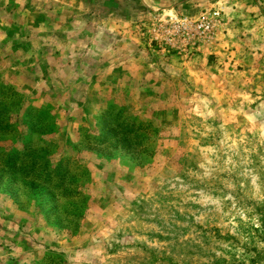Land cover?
<instances>
[{
	"label": "rangeland",
	"instance_id": "rangeland-1",
	"mask_svg": "<svg viewBox=\"0 0 264 264\" xmlns=\"http://www.w3.org/2000/svg\"><path fill=\"white\" fill-rule=\"evenodd\" d=\"M0 264H264V0H0Z\"/></svg>",
	"mask_w": 264,
	"mask_h": 264
},
{
	"label": "built area",
	"instance_id": "built-area-1",
	"mask_svg": "<svg viewBox=\"0 0 264 264\" xmlns=\"http://www.w3.org/2000/svg\"><path fill=\"white\" fill-rule=\"evenodd\" d=\"M220 12L218 10H215L213 12V15L215 16H219ZM198 27L201 28L203 31H208L212 28L213 23L211 22V20L207 19V18H200V20L198 21Z\"/></svg>",
	"mask_w": 264,
	"mask_h": 264
}]
</instances>
